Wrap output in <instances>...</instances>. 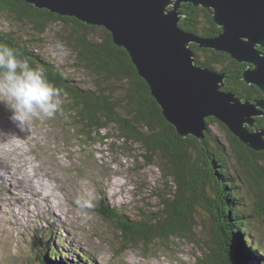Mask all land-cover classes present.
I'll return each instance as SVG.
<instances>
[{"label": "trees", "instance_id": "1", "mask_svg": "<svg viewBox=\"0 0 264 264\" xmlns=\"http://www.w3.org/2000/svg\"><path fill=\"white\" fill-rule=\"evenodd\" d=\"M181 12L185 16L180 23L182 30L207 38L221 32L204 8L184 4ZM3 14L15 23H30L39 35L55 24L72 27L63 39L76 54L75 66L94 78L93 88L79 86L61 68L41 60L29 47L30 41L20 42L15 32L0 29V42L17 49L31 66L43 69L49 81L67 93L66 98L62 97L63 119L70 123V129L79 127L81 138L93 141L113 125L126 141L133 140L146 150L145 157L150 163L160 157L169 178L173 179L175 190L162 196L163 210L149 216L148 221H134L117 209H106V204L101 202L102 215L117 224L126 245L195 241L198 208L212 222L213 246L205 257L198 258L197 264H264L263 248L254 243L249 225L250 218L264 215V152L246 147L214 118L207 119L203 143L192 136L181 137L163 116L128 52L114 44L106 29L101 28L105 36L96 39L94 31L98 27L37 9L24 0H0V15ZM191 49L197 66L212 70L220 67L219 72L227 77L225 91L241 99L264 98L258 87L244 83L247 64L194 44ZM261 51L264 53V49ZM214 124L227 134L228 147L213 136ZM256 127L264 128V118L257 119ZM109 136L103 135L102 141ZM243 190L255 204L254 214L245 210ZM222 238H229V243L223 240L227 243L224 247ZM44 251L48 255L41 253L39 264H73L66 259V252L54 247L51 241ZM85 258L82 255L76 258L77 264H85Z\"/></svg>", "mask_w": 264, "mask_h": 264}, {"label": "rangeland", "instance_id": "2", "mask_svg": "<svg viewBox=\"0 0 264 264\" xmlns=\"http://www.w3.org/2000/svg\"><path fill=\"white\" fill-rule=\"evenodd\" d=\"M0 29L17 33L20 42L29 40V47L41 60L61 68L79 86L93 88L94 78L75 66L76 54L63 39L72 27L55 24L39 35L30 23H15L3 14ZM104 36L100 27L94 31L96 39ZM10 115L9 108L0 103V156H6L2 147L9 149L15 143L13 154L8 155L12 158L11 167H20L19 173L29 172L45 179L47 185L39 191H49L59 198L60 204L55 203V198L29 196L18 183L13 186L15 189L11 186L9 194L4 182L8 174H1L0 264H39V255H48L44 248L50 241L66 252V259L73 264H77L76 258L81 255L86 257L85 264H197L198 258L209 253L213 246L212 222L198 208L195 241L172 240L154 246L143 242L126 245L117 224L102 215L101 202H104L106 209H117L134 221H148L149 216L163 210L162 196L176 188L161 158L156 157L150 163L145 157L146 150L133 140L126 141L117 127L111 125L89 141L80 137L79 127L70 129L63 114L50 119L34 118L23 131L10 120ZM211 129L213 136L228 147L227 134L216 124ZM103 135L110 138L102 141ZM1 164L2 161L0 170ZM243 193L245 210L254 214V202L244 190ZM16 199L18 202L12 201ZM85 199L91 200V208H82L77 203ZM8 200L12 204H7ZM19 203L23 207L21 212ZM12 207L19 213L12 212ZM51 211H62L63 219L57 220L58 213L55 217ZM249 225L254 243L264 251V215L250 218ZM223 240L229 243V238H222L224 247L227 243Z\"/></svg>", "mask_w": 264, "mask_h": 264}, {"label": "water", "instance_id": "3", "mask_svg": "<svg viewBox=\"0 0 264 264\" xmlns=\"http://www.w3.org/2000/svg\"><path fill=\"white\" fill-rule=\"evenodd\" d=\"M37 9L110 32L148 84L165 119L183 137L204 142L207 119L224 124L246 147L264 152V98L241 99L225 91L226 75L199 67L191 45L245 63L247 85L264 94V0H24ZM184 4L211 13L221 32L212 38L181 29Z\"/></svg>", "mask_w": 264, "mask_h": 264}, {"label": "clouds", "instance_id": "4", "mask_svg": "<svg viewBox=\"0 0 264 264\" xmlns=\"http://www.w3.org/2000/svg\"><path fill=\"white\" fill-rule=\"evenodd\" d=\"M61 97L66 98L67 93L50 82L43 69L31 66L17 49L0 42V103L9 108V118L18 128L25 130L34 118L62 115ZM77 203L82 208L93 206L90 199Z\"/></svg>", "mask_w": 264, "mask_h": 264}, {"label": "bare ground", "instance_id": "5", "mask_svg": "<svg viewBox=\"0 0 264 264\" xmlns=\"http://www.w3.org/2000/svg\"><path fill=\"white\" fill-rule=\"evenodd\" d=\"M14 146H15V143L9 149L2 147V153L5 154L6 156H0V161H2V164H1L2 170H0V175L1 174H8V176L6 175L8 178L6 177L7 179L4 182L7 184L8 188H9V194H11L10 193L11 186H12V188H14L13 186L16 185V183H18L21 187L24 188V191H26L29 194V196L40 195L44 199L55 198L56 199L55 203L59 205L60 200L58 197H56V196L54 197L49 191H45V192L39 191L40 189H43V187L47 185L45 179L42 178V180H41L39 178H36L33 174H29V172L28 173L27 172L19 173L18 171L21 170L20 167H19V169H14L11 167L9 159H12V158H8V155L10 156L13 154L12 152L16 148ZM21 163H22V161H21ZM50 191H52V190H50ZM12 201L18 202L17 199L12 200ZM12 201L8 200L7 204H12ZM28 203H30V202H28ZM18 207H19V212H21L23 207L20 203H19ZM12 212L19 213L16 211V209H14V207H12ZM61 212L60 211L52 212V215L55 216V213H58V217H56V216L55 217L57 220H59V219L61 220V219H63L62 218L63 214ZM44 214L45 213L43 212V214H41V215H44ZM35 215H37V214H35Z\"/></svg>", "mask_w": 264, "mask_h": 264}]
</instances>
